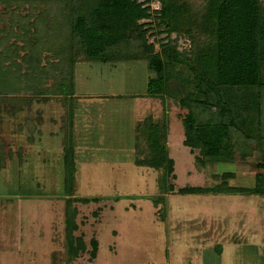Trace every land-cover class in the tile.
<instances>
[{
    "label": "rangeland",
    "instance_id": "rangeland-1",
    "mask_svg": "<svg viewBox=\"0 0 264 264\" xmlns=\"http://www.w3.org/2000/svg\"><path fill=\"white\" fill-rule=\"evenodd\" d=\"M150 6L160 9L155 0ZM154 31H149L147 41L157 52V40H167L165 34L154 36ZM170 38L178 51L190 49L184 36L172 34ZM149 75L142 60L78 63L75 96L67 99V109L52 97L29 96L23 108L13 113L8 102H0V146L4 149L13 145L9 135L14 124H63V113L71 110L76 96L94 95L84 142L74 144L72 139V145L66 144L62 151L54 138L50 144L27 143L22 146L45 150L48 167L40 172L15 165L0 175V195H19L20 203L13 226L0 221V232L8 237L0 241V264H264V195L179 193L182 188L212 187L217 183L213 176L225 172L235 173L229 186L253 188L258 156L255 153L233 164L206 163L198 169L194 161L199 151L183 144L181 120L186 110L179 108L177 98L147 95ZM85 98L80 107L75 105L77 115L83 113ZM79 119L76 116L75 121ZM151 125L155 135L167 131L165 147L174 162L172 175L164 168L135 165L139 157L155 158L149 147L151 132L147 133ZM71 152L73 164L77 162L73 188L66 185L68 172L59 165ZM33 158L29 162L34 165ZM10 172L13 175L7 177ZM70 198L97 199L87 204L72 201L78 211V229L73 234L85 244V251L72 261L65 227ZM92 241L97 243L93 259Z\"/></svg>",
    "mask_w": 264,
    "mask_h": 264
},
{
    "label": "trees",
    "instance_id": "trees-1",
    "mask_svg": "<svg viewBox=\"0 0 264 264\" xmlns=\"http://www.w3.org/2000/svg\"><path fill=\"white\" fill-rule=\"evenodd\" d=\"M152 1L0 0V102H8L13 113L29 96L60 97L67 109L78 63L145 61L147 95L177 98L179 108L186 110L183 144L199 151L194 161L198 169L258 156L253 188L229 186L235 173L225 172L213 176L218 184L212 187L182 188L179 193L264 195V0H155L158 10L151 8ZM152 29L154 36L165 34L167 40H157V52L147 41ZM172 34L189 40L190 49L178 51ZM73 111L72 106L64 114L65 145H72ZM152 127L147 133L155 158L139 157L135 165L164 168L172 175L167 131L155 135ZM141 150L144 155L145 148ZM63 160L65 182L71 187L72 152ZM72 201L97 199L66 202L70 261L85 251L82 238L73 234L78 211ZM91 245L93 259L97 243Z\"/></svg>",
    "mask_w": 264,
    "mask_h": 264
},
{
    "label": "crops",
    "instance_id": "crops-1",
    "mask_svg": "<svg viewBox=\"0 0 264 264\" xmlns=\"http://www.w3.org/2000/svg\"><path fill=\"white\" fill-rule=\"evenodd\" d=\"M74 96L72 97L74 98ZM109 96L111 95H104L101 97L108 98ZM143 96L145 97V95ZM90 97L93 98L94 95H91V96L89 95V98H85V96L82 97V99L84 98L86 99V101H84L86 105L81 107V111L83 112L81 113V115L76 114L79 109L78 107H80L78 104L82 103L81 96L80 95L76 96L75 97L76 100L75 102H73L74 123L71 124L72 126H71V131H70L69 136L74 140V144L84 142V140H86V138L88 137L87 132H89L88 131L89 126L91 125V124H88V120H87V115L90 114L91 112V110H89L91 108V98ZM96 97H99V96H96ZM111 97L116 98V96H111ZM118 97L119 96H117V98ZM39 98L41 97L34 98V99H39ZM52 98H54V100L57 99L55 101H59L64 107L63 100L60 97H52ZM89 104H90V107H89ZM75 105H78V107L77 106L75 107ZM64 114H65V111L63 113V116ZM76 116L80 117L78 121H75ZM62 120H63V117H62ZM84 120H85L84 122L85 124H82L81 122ZM11 129H12L10 130L11 134L9 136L11 137V142L13 145L9 148L7 147L4 149L1 148L0 146V175L6 174L7 171H9L12 168V166H15V165L18 166L20 169L36 168V169H39L41 172V170L48 167V165L45 164L46 163L45 156H43V152H45V150H43L41 147H36V145L33 147L32 150H30L29 148H25L22 145H25L27 143L41 145L42 143H47V142L50 144V142H52L54 138L55 142L58 141L56 142L58 143L56 145L60 146V149L62 151L66 143V136L68 135V130H67L68 128L66 124H64V122L63 124H14V126H12ZM46 138L49 141H47ZM44 139L46 142L44 141ZM31 157L32 158L34 157L33 158L34 165L31 164V162H29ZM76 164L77 162L74 161L73 167L75 169H76ZM59 165H60V170H63L65 172L66 166L62 158H61ZM75 173L76 171H74V174ZM8 174L9 175H6L7 177H10L13 175L11 172ZM5 199L10 200V201L5 202L4 201ZM13 199H17V200L12 201ZM18 199H19V195H14L11 197H4V195H0V221L3 220L4 222H7V223L11 222V226H13V223L17 221V210L19 209V206H20ZM7 205H9L10 206L9 208H11V220L9 219L8 214H7V210H6ZM13 209H14V212H13ZM11 237L12 235L10 236V240L13 241ZM2 239L7 240L8 237H4L2 233L0 232V241H2Z\"/></svg>",
    "mask_w": 264,
    "mask_h": 264
}]
</instances>
